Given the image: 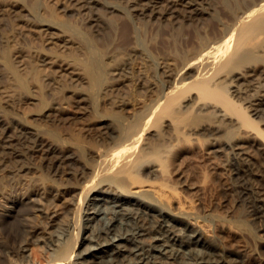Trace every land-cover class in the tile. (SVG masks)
<instances>
[{"label":"bare ground","instance_id":"1","mask_svg":"<svg viewBox=\"0 0 264 264\" xmlns=\"http://www.w3.org/2000/svg\"><path fill=\"white\" fill-rule=\"evenodd\" d=\"M74 1L84 7L87 3ZM201 1L205 3L202 9L215 16L218 24L224 23L217 18L218 1ZM220 1L226 9V1ZM180 2L193 12L201 7H196L197 0ZM229 2L226 10L231 15L223 35L205 46L197 42L198 46L190 47V57L198 56L193 61L188 57L180 72L171 71L175 59L161 57L159 62L154 59V65L136 45L131 47L142 61L139 68L128 61L132 58L125 62L119 55L121 48L127 51L124 44L114 45L113 54L105 55L69 22L56 18L57 22L51 15L53 20L47 22L46 15L43 18L35 10L37 1L29 4L31 8L26 5L30 9L24 20L39 32L37 38L42 41L38 42H52L60 52L26 42L30 47L24 45L28 47L24 65L29 69L25 75L22 57L11 53L8 43L18 35H9L7 30L8 36H0V77L5 80L0 85L19 98L37 99L34 121L43 122L16 116L0 120V165L5 166L0 172V239L4 240L0 264H10L11 252L15 264H264V236L247 223L242 208L231 210V218L195 208L179 209L176 183L163 176L174 159V149L182 140H190L196 129L204 132L234 124L240 136L226 142V156L233 164L229 190L237 202L251 207L264 231V130L252 118L264 112V0ZM117 80L131 94L113 93ZM64 86L71 87L72 101L89 119L85 115L87 133L72 126L77 117L61 115L65 106L56 100ZM201 119H207V124ZM11 127L15 136L8 133ZM93 129L97 132L90 135ZM15 141L36 152L41 164L60 179L70 174L75 182L58 183L37 165L22 164L14 170L7 165L6 169ZM63 193L68 208L52 210L54 200ZM29 213L40 214L46 223L37 227ZM12 219L18 227L9 231ZM31 242L43 254L39 256L38 248L32 251L36 261L30 258Z\"/></svg>","mask_w":264,"mask_h":264},{"label":"rangeland","instance_id":"2","mask_svg":"<svg viewBox=\"0 0 264 264\" xmlns=\"http://www.w3.org/2000/svg\"><path fill=\"white\" fill-rule=\"evenodd\" d=\"M0 1H4V0H0ZM5 1L0 2V36L1 34L8 36V34L10 35L11 32L16 34V36L18 35L17 39H10L8 43L10 42L9 45L11 46L10 48L11 53L18 55L17 56L18 59L22 57L23 60L21 64H22V67L24 66L23 69L25 70V72H23V70L21 72L25 73V75L26 73L29 75V71H28L29 69H27V67H25L24 65L25 62H27L28 57L23 56V54H25V51L28 47L30 46L34 47V44L35 46L37 44V46L45 45V48H46L45 50L47 51H49V49L50 51L52 50L55 51V48L56 50L58 49L57 47H55L56 46L55 44H52V42L46 43V41L44 40H43L44 43L42 42V44L41 42H38V41H42L40 40L42 39V37L37 38V36L40 35L39 32L37 30H36L37 32L34 31L35 29L32 26L30 29L29 28L30 24H27L26 21L24 20L25 19L24 17H26L25 14L31 8L30 5L32 4L34 5L36 1L37 3L35 5L37 4L38 5L36 6L35 10L39 12L38 14L41 17H43V14L46 15L45 18H47L46 19L47 22L53 19L57 22H58V19H59V22L60 21L69 22L70 24L69 23L68 24L72 28L76 30L78 29L81 34L83 33L84 36L85 35L87 36L86 38L88 40L90 38L91 43L97 46L98 48L97 47L96 48L100 50L101 52L103 53L112 52L114 51L116 45L124 44L123 46L126 47L125 50L127 51L121 52L122 50H124V48H121L119 55L121 54V57L123 60L125 59L124 60L125 62H127V59H130V58L134 59V57L136 56L137 59L135 58L134 60L135 62L132 59L128 61L130 63L133 62L132 64L138 67V66H141L140 64L142 61L137 57L136 53L132 52V47H131V46L135 47L136 45L137 49H141L143 52H145L148 55V57L151 58L153 64L157 60H158L157 62H159L164 57H165L164 59L169 60V61L172 59L173 60L175 59L174 60L175 64L173 66V69L171 70L172 72H180L181 66L183 65L184 61H186V59L190 57L189 55L190 47H194L195 45L198 46L197 44L199 43H202L199 45L205 46L204 45L205 43L207 42L210 43L212 42V40L215 41L218 38H220L225 32L224 30L226 28L225 22L230 19L229 15H231L229 14L230 12H228L229 11L228 9H230L228 8V6L229 7L231 6V2L229 1L231 0H225L226 2L222 0L225 3V5L226 4L228 5L226 8L228 11L225 9L224 6L222 7V5H220L222 3L220 0L214 1V2L216 1L219 2V3L218 2L215 3V10H218L216 11V13L219 12L217 14V18H219L218 16L223 18L222 19L223 21L221 22H224V23H220L221 25L218 24L217 22L218 20H216L215 16L209 14L206 10L202 9L205 3L204 2L202 3L201 0H197L200 2L196 4L197 8L201 6L199 10L197 9L199 13L196 10L194 11L195 13L189 10L187 5L186 4L184 5L183 3H181L180 0H84V1H87V3H85V7L87 8H85L84 5H81L82 3L75 2L74 0H73L74 2L72 0H35V1L34 0H19L20 2L18 0H16L17 2L15 0H5ZM88 2H89V6H88ZM39 4L41 7L39 6ZM26 5L30 8H28ZM154 5L156 6L154 7ZM91 6H92V9H91ZM172 9L173 11H171ZM154 10L157 12H155ZM35 12L34 14L37 13ZM152 12H155V13H152ZM50 15L53 19L52 18L50 19L49 17ZM52 15H54V17ZM92 18H95V20ZM97 22L99 24H97ZM23 24H25L26 27L27 26L28 27L27 28L25 26L21 27ZM201 27L203 29H201ZM21 29L24 32L21 33L20 32ZM25 29L26 31L27 30L29 31L30 29V32L27 31L28 32L27 33ZM7 30L9 33L7 32ZM17 30L19 33L17 32ZM5 32H7L8 34ZM23 33H26V34H23ZM26 35H30V36L26 37ZM13 40H15L16 42ZM20 42L21 44L22 43L23 44L21 45ZM26 42L30 46L26 44ZM131 42H133V45ZM8 43H7V46L5 47H8ZM17 43L20 46L19 49L17 48L18 47ZM125 43H127L128 46L130 47H128L127 44ZM1 44L3 45V43ZM1 44H0V48H1ZM14 45L17 46L16 49L14 48L15 47ZM24 45H27L28 47ZM51 45H55V46H51ZM21 46H23L24 48ZM128 49H129V52H128ZM1 50L2 49H0V53H1ZM57 51L60 52V50H57ZM108 53H106L105 55H108ZM51 54L49 52V56ZM125 54H129V56L128 55L124 56ZM197 56L198 55L190 57V60L193 61V59H196L195 57ZM35 57L36 56H34L32 59H34L35 61V62L33 61L34 63H37L36 62L37 57L36 58ZM123 57H127V58H123ZM145 64L147 67L149 64H150L149 66H152L151 61L150 62L148 61ZM156 68L158 70V66H156ZM147 69L149 70L151 69V67L150 68L148 67ZM1 79L3 82L1 81L0 83L1 84L3 83L2 85H4L5 80L2 77H0V80ZM119 80L114 82L115 87L114 85H113L114 88L112 87L113 93L117 94V96L119 95V97L120 95L122 97V95H124V92L126 91L128 92V94H131L130 89L126 85L120 83ZM2 85H0V90L2 89L0 91V120L2 121L3 118L4 120H13L16 117L17 118L21 117V119H25L26 121L28 120V122L34 121L35 114L37 113L36 110L38 111V109H36L38 107L37 106L38 103H36L37 99H31L29 97L26 98V96L24 98V95L22 97L20 96L19 98L16 94L14 93L12 94V92H7L6 88L4 90V86ZM64 88L63 90L60 91L61 93L58 92L60 94H58L57 100H56V102H60L62 105L65 106V107L63 106L64 109L61 115L63 117H66V115L68 117L69 116L77 117L75 120L76 123L72 126L76 129V131L80 133H84L85 127L83 128V126H85V123L88 117L86 114H81L82 111L76 108L78 106L76 104L77 102L72 101V98L74 96L72 92L70 91L71 87L64 86ZM118 91L120 92V94L118 93ZM70 93L72 94V96ZM128 94L126 93L125 95L128 96ZM9 95L11 99L10 97L9 99L7 98ZM67 95L69 96V98H67L68 97ZM18 98L21 100H19ZM85 115L87 119H85L86 118ZM252 118L257 120V122L259 121L258 125L260 126L262 130H264V112H261L258 115L253 114ZM201 120L202 122H206L205 124H207L208 122L207 119L205 121H203V119ZM34 122H39L43 124V122L39 121V119L35 120ZM233 125L234 124H230V125L228 124V125H224L226 126L224 127L223 125L221 126L220 124V127H219L220 129L210 128L211 131L207 129L204 132H202V130L199 129L201 133L199 132L198 129H196L197 131H195V134H192L194 137V138L191 137L192 140L191 139L190 140L188 139L185 141L182 140L177 145V147L174 149V152H173L175 154L174 159L169 165L167 172H165L163 176L172 180L174 183H176V186H177L176 191L178 192V195L176 193L177 196L176 195L175 196L177 197L176 198L177 201H175V203L177 202L176 203L177 208L178 207H180L179 209L183 208L182 210H193V208H195V210H199L200 212L205 211V212L220 213L230 218L232 217L231 210L233 211V209L236 207H238L239 209L242 208L241 210H243V213L245 215L244 217L247 223H250L249 225H251L252 229L254 227V230L256 233L259 232L258 233L259 236H262V235L264 236V231L259 229V226H260L259 223H261V221L253 218V211L251 210V207H249L248 205L246 206L244 203L237 202V199L235 198L236 195L233 194L231 190H229L230 189L229 185L231 183V180L233 179V174H232L233 164L230 161H228V158H227L228 156L227 153L229 149H228L226 142L229 139H231L232 141L237 140L240 136V133H237L236 127ZM10 130L11 131L13 130V131L11 132ZM59 130L63 133L65 132L66 128L61 127ZM9 132L13 136H15L14 133H17L15 128H12V127L8 130V133ZM96 132L97 130L93 129L90 132V135L91 133L94 134ZM235 133H237L236 134L237 137L234 139ZM15 144L16 145H14V147H12L11 149V153L8 155L9 159L11 160L7 162L6 169L8 167H9L8 169L10 170L11 169L14 170L16 168L18 169L20 168L22 164L23 165L24 164L25 165L26 164L37 165L39 166L38 170H40L47 178H51L57 181L58 183H63V184L72 182L73 179H70L71 177L70 174H65L63 178L60 179L57 175L53 174V172L51 171V168H49L48 165L41 164L36 152L34 153L31 150H27L25 145H23V143H21L20 141H18V143L17 141H15ZM75 166H76V163H75ZM3 167L5 166L0 165V172L5 171V168ZM73 181L75 182V180ZM66 197L67 195L65 193L58 195V197L54 200L53 205H51L53 206L51 207V209L52 210L57 209L59 212H62L65 209H67L69 206V200ZM29 215H31L32 221L39 228L43 224H45L47 221L45 217L41 216L38 213H35V214L29 213ZM17 223H18L17 220H14V221L13 219L10 220L8 224V230L12 231L16 229V227H18ZM199 223L201 226H203V229H205V231H206V228L208 230V227H206L205 222H203L205 225L202 223V221H200ZM2 240L0 239V242H1L0 244H2V242L4 241ZM39 248L41 249V247H39L37 244L33 242L30 243V250L32 254L30 257L31 259L36 261V257H34L33 255V252L35 253L36 250L39 253V256L42 257L41 255L43 254L40 253ZM2 249L3 248L0 245V250ZM7 261L10 264H15L16 256L14 255L13 252H11L10 255L8 256Z\"/></svg>","mask_w":264,"mask_h":264}]
</instances>
